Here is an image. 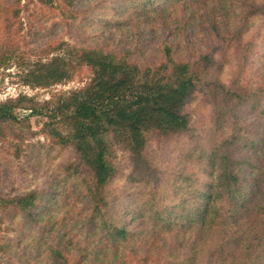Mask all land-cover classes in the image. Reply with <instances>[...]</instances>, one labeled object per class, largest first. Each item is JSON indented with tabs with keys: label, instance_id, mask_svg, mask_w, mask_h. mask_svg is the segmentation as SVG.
Masks as SVG:
<instances>
[{
	"label": "trees",
	"instance_id": "1",
	"mask_svg": "<svg viewBox=\"0 0 264 264\" xmlns=\"http://www.w3.org/2000/svg\"><path fill=\"white\" fill-rule=\"evenodd\" d=\"M37 1L58 11L59 25L79 29L86 21L88 7H81V0ZM156 5L122 0L118 7L133 8L136 21L164 18L167 7ZM169 6L192 7L188 0H169ZM9 14L0 0V21L7 22ZM237 20L215 33L217 45L193 59H177L164 45L162 61L149 65L131 59L129 50L61 41L45 61L39 56L21 67L22 81L31 88L71 81L83 67L90 71L84 86L42 103L27 95L0 101V138L32 136L28 119L43 117L48 146L73 152L64 177H76L81 186L87 206L81 229L103 239L73 264H151L160 244L175 252L162 264H264V83L224 79L234 71V56L245 72L256 54L257 39L248 32L254 21H264V0H244ZM10 53L0 43V63L11 59ZM203 108L211 112L210 125L196 117ZM18 110L27 114L21 118ZM153 141L166 154L159 157L164 171L152 157ZM119 151L131 168L124 179ZM118 180L126 187L115 185ZM55 182L41 191L0 192V233L16 235L15 242L0 241V253L25 242L16 220L31 223ZM65 243L51 247L53 264L72 263Z\"/></svg>",
	"mask_w": 264,
	"mask_h": 264
},
{
	"label": "rangeland",
	"instance_id": "2",
	"mask_svg": "<svg viewBox=\"0 0 264 264\" xmlns=\"http://www.w3.org/2000/svg\"><path fill=\"white\" fill-rule=\"evenodd\" d=\"M4 1L11 9V14L7 22L3 19L0 21V43L11 49L12 58L0 63V101L27 95L34 97L39 103L48 100L54 93L78 89L90 78L89 69L83 67L71 81L49 88H31L23 83L21 67H25L26 63L38 59L39 56L45 61L55 54L50 50L61 41L88 45L96 43L100 46L106 45L110 49L129 50L131 59L149 65L162 61L164 45L172 47L173 55L177 59H193L217 45L219 39H216L215 33H223L225 27L231 28L238 23L237 17L244 4V0H204L199 4L188 0L192 7L175 10L169 6V0H162L160 3L153 0L157 3L156 7H167L164 18H140L136 21L133 8L123 12V7H118L122 0H79L81 7H88V12L86 21L77 29L76 26L59 25L58 11L41 5L37 0ZM16 11H19L18 16H15ZM115 19H126L129 23L118 27L119 24H112ZM108 20L111 21L106 22ZM248 35L253 36L254 40L257 39L256 54L249 60L245 72L239 71L240 61L234 56V71L224 79L239 80L251 86L260 82L263 84L264 21H254ZM220 46L224 44L220 43ZM33 51L35 53H32ZM17 114L23 118L27 112L18 110ZM210 114L208 108H203L196 117L205 119L207 125H210ZM44 121L43 117L33 116L28 119L34 133L32 136L25 134L18 138L9 134L4 139L0 138L2 194L18 195L32 189L41 191L49 188L50 182L58 183L49 189L53 194L40 200V206L32 216L31 223L26 224L28 222L25 221L23 225V220H16L17 227H21V231L26 235L25 242L19 243L18 246L13 243L8 253H0V264H53L49 259L51 247L61 245L60 243L65 241L66 252L71 255L73 264L81 251L90 253L92 249L97 250L100 243L95 241L103 240L101 236L92 233L88 237L89 234L81 229L87 214L86 202L79 191L81 186L74 180L76 177H64L68 175L66 168L70 166L69 162L74 160L73 152L71 149L60 151L48 146L42 132ZM152 147V157L158 166L157 170L164 171L165 169L159 167V157L166 154L159 150L156 141H153ZM14 152L19 153V159L14 157ZM116 161L122 168L120 175L124 179L131 172L124 152H118ZM115 185L124 188L127 184L124 180H118ZM74 187L76 188L70 191ZM136 211L137 209L134 210ZM4 235L5 233H0V241L6 237L9 242L16 241L14 233ZM157 247L154 248L151 264H162L164 257L171 258L175 255V252L168 251V246L164 244H160V248ZM85 261L88 263L87 258ZM103 263H106L105 259ZM141 263L140 260L135 261V264Z\"/></svg>",
	"mask_w": 264,
	"mask_h": 264
}]
</instances>
